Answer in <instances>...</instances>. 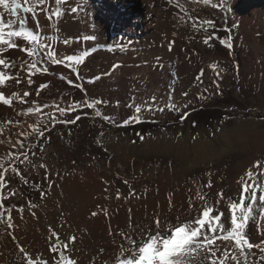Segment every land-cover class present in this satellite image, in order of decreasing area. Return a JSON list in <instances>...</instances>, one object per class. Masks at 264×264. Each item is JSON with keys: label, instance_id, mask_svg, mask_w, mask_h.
<instances>
[{"label": "rangeland", "instance_id": "rangeland-1", "mask_svg": "<svg viewBox=\"0 0 264 264\" xmlns=\"http://www.w3.org/2000/svg\"><path fill=\"white\" fill-rule=\"evenodd\" d=\"M211 1L205 4L202 0H178L181 8L167 0L171 13L163 24L164 39L158 43L153 37V42L161 47V43L165 46L170 39L175 44L173 54L158 53L149 40L136 42L122 36L120 28L112 30L115 22L109 30L100 28L103 18H114L110 16L114 9L116 21L133 18L126 16L125 12H129L123 3L93 0L91 6L87 0H66L56 5L54 0H47L48 4L41 8L51 13L59 7L66 13L59 21L54 16L51 21L46 19L40 8L35 17L22 11L12 17L0 8V21L10 23L23 17L26 26L34 29L40 37L34 59L38 61L37 67L47 69L32 75L33 83L29 85L26 70L32 58L18 49L3 53L2 58L14 61L15 67L0 71L20 73L22 83L8 81L11 83L0 87V91L8 95L28 91L30 95L24 98V103L13 102L24 109L25 128L18 134L21 137L18 146L0 156L3 174L0 197H5L0 199L3 205L0 233L7 231L0 236L12 231L8 226V210L15 220L27 218L28 234L37 232L35 235L40 236L44 230L50 234V229L61 239L65 234H76L62 225L70 206L81 207L67 183L72 185L73 179L78 180V175L89 166L94 167L99 182L90 189L95 201L102 203V199H108V205H112L120 199L130 203L131 212L142 205L141 200L150 203L158 200V191L167 192L169 199L178 196L187 199L190 195L201 206L204 201L195 199L199 191L208 205L223 212H228L229 201L239 202L241 177L249 169L260 172L253 168L256 161L264 164V151L254 148L258 140H264V28L259 24L263 25L264 14H258L260 21L250 16L249 25L242 22V10L240 17L235 12L236 5H244L245 0ZM129 5L137 16L143 9L140 0ZM260 5H264V0ZM71 8H77V12L72 13ZM172 13L178 24L170 26ZM72 14L76 16L74 21L69 20ZM71 23L75 24L73 28ZM166 32L169 35L165 36ZM86 35L97 39L84 41L82 37ZM252 36L260 51L252 46ZM51 38L59 44L54 50L58 57H73L72 61L65 59L63 65H54L48 60L46 53L51 50L43 43ZM65 39L69 40L68 46L77 44L76 48L70 50ZM85 51L90 54L77 63ZM136 51L142 53L136 57ZM21 59L27 61L23 71ZM211 65H215V70ZM202 68L205 71L200 75L198 71ZM37 82L46 83L39 94ZM34 97L37 103L43 101L40 106L48 108L42 111L38 107L39 112L31 119L27 109ZM12 111L23 115L20 108L14 107ZM257 183L264 186V174L257 176ZM85 184L86 181L80 180L78 188L87 190L86 186L81 188ZM250 191L246 194L249 197ZM259 195L258 191L255 219H250L246 227V234L254 243L264 240ZM249 202L250 198L245 205ZM98 203L94 208H99ZM17 209L21 212L17 213ZM228 215L230 220L231 213ZM72 246L76 244L71 245L68 255L77 253ZM226 247L228 260L237 264L231 259L237 249L230 242ZM17 249L22 253L26 244L21 243ZM245 252L247 260L242 256L238 258L239 264H264L261 259L264 252L256 253L254 248Z\"/></svg>", "mask_w": 264, "mask_h": 264}, {"label": "bare ground", "instance_id": "bare-ground-1", "mask_svg": "<svg viewBox=\"0 0 264 264\" xmlns=\"http://www.w3.org/2000/svg\"><path fill=\"white\" fill-rule=\"evenodd\" d=\"M87 1L91 3V6L94 4L93 0ZM96 1L103 2L104 4L108 2L119 4L123 3V6H127L124 7V9L129 12L128 14L127 12H125L126 16L128 17L130 15L133 17L129 18L130 21L124 18L120 21H116L117 15L115 14L116 9H114L110 15L114 16V18L104 16L106 19L103 18L100 27L101 29L106 30L107 28L109 30L110 24L115 22V24L117 25H113L112 30L120 28L119 31H123V33H121L122 36L128 38L131 37L133 41L140 42L149 40L153 45H156V42H153V39L155 40V38L153 37H156V41L158 43H160V39H164V32L162 30L163 24L167 16H169L171 13L166 4L167 0H140L143 9L137 12L138 16L134 13L133 9L131 10V6L129 5L133 0H123L122 3H120V0ZM233 1L236 2L235 0ZM260 1L261 0H245L244 2H242L244 5H236L235 12L239 14V17L240 10H242V22H246V24L250 25L251 21L249 17L252 15L254 16L253 18H255V20H261L258 14H264V5H260ZM211 2L213 3L214 0H212ZM47 4L48 2L45 4V6ZM82 12L85 13L86 10H83ZM256 15L258 16V18L255 17ZM74 19H76V16L74 14L70 15L69 20L74 21ZM130 24H133V26H131ZM172 24H178L173 18V13L170 19V26ZM259 24L264 28V23L263 25L261 23ZM72 25L75 24L71 23L70 28L74 27H71ZM128 27H132V29L130 28L128 30ZM134 27H137V29H134ZM123 28L126 30H124ZM74 29H76V27ZM141 35L142 37L140 39ZM166 35H169V33L166 32L165 36ZM56 41L54 40V38H51L46 40L43 44L46 48L54 52V50L59 47V44L56 43ZM251 42H254L252 46L257 47L256 51H260V45H258V42L254 37L251 38ZM174 45V42H171L170 39H167L165 46H163V44L161 43V47H158V45H156L155 49L157 50V52L165 51L167 53L170 52L171 54H173ZM76 46L77 44H72L68 47L70 50L71 48L74 50ZM170 48L171 50H169ZM140 53L142 52L136 51V57H138V54ZM260 54L262 55L263 53L260 52ZM204 69L198 71L200 75L201 72L205 71ZM8 83L10 84L11 82ZM45 84L37 82V91L39 92L44 89V87L41 88L40 86ZM17 88L19 87L17 86ZM37 102L38 101H36L34 97L31 102V106H27L28 109H32L30 113L27 109V112L30 114L28 115V117L31 119L33 118L34 114L39 112V108H41L42 111H45L48 108L47 106H40L44 104L43 101H41L40 103ZM14 107L20 108V111L23 113V115H20L19 113H13L12 108ZM24 116V109L21 106H17L15 104H13L12 107L0 105V156L4 155L7 151L9 152V150H11L13 147L18 146L16 141L21 139L18 134L20 132H23L25 128V124L23 122ZM11 118L14 121L11 120ZM17 120H21L20 123ZM26 130L29 129L27 128ZM258 142V144L254 145V148L264 151V140H258ZM78 180L86 181V184L81 186V188L86 186L85 188L87 190H81L80 188H78ZM78 180L74 178L72 181V185L70 183H67V185L69 184V188H72V195L74 199H76V201L81 205V207L79 209H75L70 206V208L65 211L64 222L62 224L68 232L75 231L76 234L68 233L65 234L61 239L63 241H68L70 237H75V241L72 245L76 244V246H72V249L79 254L76 253L70 256L77 261V264H111L113 257L118 254L121 244H123L125 247H130L121 233H128L133 238H139L141 233L147 232L150 228L155 229V220L157 218L169 225L189 220V201H192L193 205L198 207L197 202L193 200V197H191L190 195L187 196V199L180 196L175 199H169L170 196L167 194V192L158 191V200L151 203L147 202L146 200H141L143 202L142 205L140 207H137L135 212H131L130 210L132 209L130 203L123 202L120 199L115 200L112 205H108V199H102V203H98V201H95L93 193L90 190L93 186L96 187L99 185L97 176L95 175L94 167H87L82 172V175H78ZM74 189L76 190V194L74 193ZM181 199H186L187 201H180ZM97 203L100 204L98 209L94 208ZM92 211L96 213L95 216L91 214ZM101 211H103V213ZM16 212L19 213L21 211L20 209H17ZM193 215H195V213H193ZM11 224L13 225L12 231L8 235L0 236V264H27V261L25 259L26 255L30 257L41 256L44 260L49 261V264H55V260L58 259V256L48 250L50 241H53V238L47 231L44 230V234H41L40 236L35 235L37 232L28 234L29 228L27 225L26 217H24L23 219L17 217L16 220L12 218ZM260 231L258 232L259 234ZM3 232L7 231H2L1 233ZM21 243L26 244V249L22 253H20L17 249ZM226 244V241H218L217 243H215L217 247H213L219 248V251H217L216 253V257L214 258L217 259V264H219L220 259H223ZM254 252L258 253L260 252V250L258 248H254ZM234 254L237 256V258H242V256L239 255V250H234ZM224 264H232V261L227 259L225 260Z\"/></svg>", "mask_w": 264, "mask_h": 264}, {"label": "snow or ice", "instance_id": "snow-or-ice-1", "mask_svg": "<svg viewBox=\"0 0 264 264\" xmlns=\"http://www.w3.org/2000/svg\"><path fill=\"white\" fill-rule=\"evenodd\" d=\"M47 0H0V8H3L10 13L12 17H16L19 11L23 13H29L33 17L37 14V9L40 8L44 11L45 17L48 20H52V17H56L57 21L62 15L66 14L59 7L54 11L49 13L47 9L41 8ZM56 5L65 3L66 0H54ZM170 2H175L178 7H183L179 4L178 0H170ZM203 3L208 4L209 0H202ZM216 7L215 4L212 5ZM72 13L77 12V8H71ZM204 23L211 24L212 21H204ZM17 25L13 28L12 25ZM27 21L20 17L17 20H13L10 23H4L0 21V68L8 69L10 67H15V62L11 60H6L3 57V53L11 49H18L20 52L24 53L27 57L32 58L31 63H27L21 59V70L23 71V65L27 63V76L28 84L31 85L33 81L31 76L37 72H47L45 68L37 67L38 61L34 59L38 48L40 47V37L35 34L34 30H30L27 26ZM55 27V24H53ZM195 27V24L193 25ZM213 38V37H210ZM84 41L97 39L94 35L83 36ZM229 40L231 37L228 38ZM28 45V47L22 46L21 43ZM67 45L69 43L68 39L64 40ZM204 43H208V39H205ZM222 44L225 41H221ZM227 47L231 48V44L227 43ZM43 50V49H40ZM171 50V48L169 49ZM90 53L85 51L79 59L76 60L77 63H82L86 56ZM48 60L54 65H63L65 59L72 61L73 57L59 58L58 54L53 51H48L46 53ZM210 67L215 70V65ZM203 75V72H201ZM20 73L12 75L6 71H0V87H4L8 81L15 80L16 84H21L22 80L19 78ZM63 78V77H62ZM199 79V77H198ZM71 84V81H69ZM41 88L46 87V85H41ZM39 94V92H37ZM30 93L24 91L21 95L20 92H12L10 95L3 91H0V105L12 107L13 102L24 103V97H28ZM99 103V101H97ZM91 107V104L88 105ZM32 109H28L30 113ZM61 112L64 109H60ZM139 112V107L136 108ZM99 115V114H97ZM79 117H77L78 119ZM74 122V121H71ZM30 127H33L30 125ZM35 130V129H34ZM19 143V141H17ZM253 168L259 169L260 172H253L249 169L244 177H241V191L239 194V202L229 201L227 208L228 212L231 213L230 220L228 212L219 211L212 205H208L205 200V195L201 194L199 191L195 194V199L204 201L201 206H194L192 201H189V216L190 219L187 221L173 223L171 225L166 224L164 221L157 218L155 220V229H149L147 232L140 234L139 238H133L128 233H121V235L126 239L127 244L130 247H125L121 244L119 252L113 257L111 264H217L216 257L219 248H213L217 240L230 242L235 249L239 250L240 256H243L247 260V253L245 249L251 250L253 248H258L261 252H264V241L260 243H254L251 238L246 234V227L250 219H255L253 216L254 206L257 201V192L259 191V216L261 220H264V186L257 183V176L264 174V164L261 161H256L253 164ZM15 171V169H13ZM3 174L0 173V187H3ZM208 187H211L209 184ZM251 190V191H250ZM250 191V197L248 194ZM221 200L223 199V193L219 194ZM5 197H0L4 199ZM119 198V196H117ZM250 198V202L245 205V200ZM219 203V201H217ZM0 208L3 205L0 204ZM8 221L9 227L11 224L10 210H8ZM195 213V215H193ZM93 216L96 215L95 212L92 213ZM3 217V213H0V218ZM230 223V227H228ZM54 241H50L49 251L58 256L55 260V264H77V261L73 259L68 253L71 250V245L75 241V237H70L68 241H63L59 235L53 231L49 230ZM21 251H25L21 249ZM189 257L190 259H185ZM229 257V252L227 247L225 248L223 259L219 260V264H224L225 260ZM27 264H49L41 256L30 257L25 256ZM231 259L237 261L238 258L235 254L231 255ZM264 259V256L261 257Z\"/></svg>", "mask_w": 264, "mask_h": 264}]
</instances>
